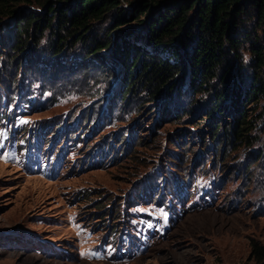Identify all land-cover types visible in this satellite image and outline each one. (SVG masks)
Masks as SVG:
<instances>
[{
    "label": "rangeland",
    "instance_id": "rangeland-1",
    "mask_svg": "<svg viewBox=\"0 0 264 264\" xmlns=\"http://www.w3.org/2000/svg\"><path fill=\"white\" fill-rule=\"evenodd\" d=\"M120 1L126 7L133 0ZM246 16L244 30L262 39L254 12ZM127 28L133 29L131 43L169 57L135 39L141 27L130 22L120 30ZM50 37L17 53L10 22L0 25V124L14 143L30 140L42 126L41 150L50 144L66 161L46 178L10 153L0 156V264H264V119L255 117L251 143H242L231 136L238 117L232 103L212 109L217 84L195 93L185 83L148 101L138 81L126 90L123 64L110 49L100 52L101 63L84 61L83 41L55 55ZM250 70L241 72L249 78ZM262 104L264 99L249 112L255 115ZM60 126L65 133L54 143ZM100 144L116 153L115 163L88 166ZM145 181L163 189L134 202L128 193ZM167 194L174 196L172 217H165L164 235L142 255L125 261L89 257L94 242L79 230L91 229L101 239L126 222L136 226L144 210L163 217Z\"/></svg>",
    "mask_w": 264,
    "mask_h": 264
},
{
    "label": "trees",
    "instance_id": "trees-1",
    "mask_svg": "<svg viewBox=\"0 0 264 264\" xmlns=\"http://www.w3.org/2000/svg\"><path fill=\"white\" fill-rule=\"evenodd\" d=\"M251 11L262 39L244 30ZM7 21L12 28V50L17 53L29 42L36 49L46 33L55 55L64 46L83 41L84 61L94 58L101 63L100 52L110 49L123 64L126 90L138 81L149 92L148 101L185 83L195 93L207 86L214 90L217 84L212 109L222 101L232 103L238 117L231 136L242 143H251L255 117L264 119V104L255 115L249 112L264 99V0H133L126 7L120 0H0V25ZM108 21L110 25L104 28ZM130 22L142 29L136 40L166 51L169 57L149 54L131 43L133 29L120 30ZM90 30H95L91 36ZM118 30V37L111 34ZM247 44L248 62L243 58ZM247 68L251 69L249 78L241 72ZM254 252L261 262L260 249Z\"/></svg>",
    "mask_w": 264,
    "mask_h": 264
},
{
    "label": "clouds",
    "instance_id": "clouds-1",
    "mask_svg": "<svg viewBox=\"0 0 264 264\" xmlns=\"http://www.w3.org/2000/svg\"><path fill=\"white\" fill-rule=\"evenodd\" d=\"M72 127L73 126H71L69 129L71 130ZM60 128H61V126L59 128H57L56 134L53 136V142L54 143H55V140L57 139V133L59 132ZM38 129L40 131V137H41L42 126H40V128H38ZM43 130H45V129H43ZM61 140H62V138H61ZM41 142H42V140H41ZM127 145H128V143H127ZM124 146H125V148L123 149V155H125L127 153L126 145H124ZM51 148H52V145H51ZM119 154H122V152H120ZM114 155H116V153H112V148L110 146H108L107 144H100L99 148L95 151V157L93 158L91 156L90 158H88V162H89L88 166H99V165L100 166L101 165L106 166L108 164H114L115 163V156ZM45 162H47V160ZM65 163H66V161L64 162V164ZM64 164L60 165V168L63 167ZM43 177H46V176H43ZM46 178H48V177H46ZM144 180H145V178H143V181ZM142 184L143 185H141L139 188L133 189L132 191H130L128 193L129 197L132 198V200H134V202L148 201L152 195H155V190H157V192H159L160 189H163V185H161V184L160 185H154L152 183H149L148 181H145ZM204 188H205V190L202 192V194L205 193V191L208 189V186H205ZM161 195H162V192L159 193V197ZM155 201H156V203L159 202L158 199ZM164 202L166 205V202H167L166 198H165ZM169 208L170 207L168 206V209ZM149 211H152V210H144L143 215L145 214V212H149ZM127 223L128 222L124 223L119 229L116 228L115 232H113L111 235H109V236L105 235L101 239L95 238V236L93 235V231L91 229H89L91 231V236H90L89 240H92L94 243L92 245H90L88 248L94 247V245L100 240H108L109 243H112L113 247H114L115 240L117 239V236H119V233H121L122 231L125 233H128V234L134 235L137 232V229H135V226H133L131 224L129 225ZM88 248H87V250H88ZM56 249H58V248H56ZM90 258L95 259L96 257H90Z\"/></svg>",
    "mask_w": 264,
    "mask_h": 264
}]
</instances>
